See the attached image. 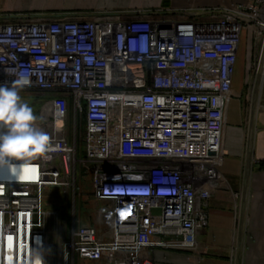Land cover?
I'll use <instances>...</instances> for the list:
<instances>
[{"label":"built area","instance_id":"obj_1","mask_svg":"<svg viewBox=\"0 0 264 264\" xmlns=\"http://www.w3.org/2000/svg\"><path fill=\"white\" fill-rule=\"evenodd\" d=\"M191 11L205 14L0 13V84L29 78L23 90L40 100L36 124L54 148L20 169L19 182L0 168V264H27L33 249L45 264H158L159 250L200 264L211 200L228 185L217 160L250 29L247 112L264 96V0ZM71 134L91 175L83 192L101 206L96 227L68 237L44 196L74 189Z\"/></svg>","mask_w":264,"mask_h":264},{"label":"crops","instance_id":"obj_2","mask_svg":"<svg viewBox=\"0 0 264 264\" xmlns=\"http://www.w3.org/2000/svg\"><path fill=\"white\" fill-rule=\"evenodd\" d=\"M98 1V3H95ZM91 11L119 12L128 9H158L165 0H96ZM247 0H168V5L174 10L190 9L192 5L200 9L216 6H231L245 3ZM7 14L14 13L17 7L11 5V0H0ZM13 12V13H12ZM34 11L31 13H39ZM58 12V11H41ZM67 12V11H61ZM71 12V11H70ZM74 12V11H72ZM240 59V58H239ZM233 94L227 105L225 113V127L222 140V156L217 160L219 172L227 179L232 189L221 188L211 200L209 209V223L206 232L200 237L199 242L204 249L202 264H213L214 258H227L232 249L241 246L243 216L247 210H242L243 204L249 195L254 197L253 222L258 223L264 217V170L259 169V164L264 163V96L261 106H255L252 112L244 111L243 101L240 99L244 93V85L236 75ZM242 106V109H241ZM250 174L247 187L245 176ZM235 206L241 208L242 222L236 224ZM239 215V211H238ZM237 215V217H238ZM255 242L250 243V250L246 254V264H264V231L254 233ZM233 251V250H232ZM193 255L175 251H157L156 258H172L175 264H191L188 258ZM216 263V262H215ZM159 264V262H158Z\"/></svg>","mask_w":264,"mask_h":264},{"label":"rangeland","instance_id":"obj_3","mask_svg":"<svg viewBox=\"0 0 264 264\" xmlns=\"http://www.w3.org/2000/svg\"><path fill=\"white\" fill-rule=\"evenodd\" d=\"M96 0H11V5H14L17 7V10H14L16 12L14 13H31L34 11H91L95 9L94 2ZM95 3H98L96 1ZM234 5L231 6H216L213 8L208 9H229L232 8ZM160 8H170V6H163ZM158 9H128L129 11H137V10H143V11H157ZM172 9V8H170ZM124 10V11H128ZM174 10V9H172ZM191 10H201L195 5H192L190 9H181V10H175L180 12H186ZM106 11V10H104ZM108 11V10H107ZM119 11V12H124ZM117 12V11H115ZM0 13L1 14H7L3 7H0ZM13 13V12H12ZM254 42H253V29H250L248 32H244L243 38H242V44L240 49V59L238 61L237 65V76L239 77L241 82L244 84L246 83L244 87V93L242 94L241 100L243 101L244 111L247 115L248 110V102H247V96H248V87L247 83L250 80L251 77V66L253 61V53H254ZM235 83L237 82V78H235ZM20 96L24 101H26L34 110V113L39 116L40 108H35L36 103L35 101H32L34 97V93L27 92L24 90L20 91ZM242 109V106H241ZM37 116V117H38ZM79 134V133H78ZM81 141L80 135L77 136V139L75 140L74 136H70V142L72 145H75L76 147V155L74 159V170H75V181H74V189L71 190L68 196L63 195L59 190L54 189H46L45 190V208H47L49 211H60L61 217L63 221L65 222V235L71 236L72 233H74L75 230L78 228H81L83 226H97L96 221V215L95 210L100 208L101 204H98L94 202L90 197L85 195L86 191H88L90 187V180L91 175L88 174L86 176H81L82 171V165L85 164L83 160H80L77 156V144ZM84 162V163H83ZM86 165H89L86 163ZM92 165V164H91ZM79 176V177H78ZM227 180V179H226ZM228 190L232 189L231 185L228 182V185L224 186ZM83 190L85 192H83ZM264 191V190H263ZM89 192V191H88ZM253 201L254 197L252 195H248L246 198V206L247 210L244 213L243 216V227L242 231L239 232L241 234V258L243 259V264H246V254L250 250V243L255 242L254 233H262L264 231V217H261V219L258 221V223L253 222ZM239 215L238 220L236 224H240L242 222V212L241 208H238ZM239 247V248H240ZM239 248L237 249V246H235L234 249L231 250L228 257H221V258H214L215 261L213 264H237V258H238V252ZM198 258H201L200 264L203 263L204 257L208 255H204V249L200 251L199 254H197ZM57 257L59 258V252L57 253ZM172 259V258H171ZM170 258H160L158 260L159 264H175L172 262ZM216 262V263H215ZM73 264H79L76 260L73 261Z\"/></svg>","mask_w":264,"mask_h":264},{"label":"clouds","instance_id":"obj_4","mask_svg":"<svg viewBox=\"0 0 264 264\" xmlns=\"http://www.w3.org/2000/svg\"><path fill=\"white\" fill-rule=\"evenodd\" d=\"M30 86L27 76L0 84V168L9 170L19 182V170L34 159H48L54 151L49 134L36 124L33 108L22 99L20 91ZM27 264H45L43 254L31 251Z\"/></svg>","mask_w":264,"mask_h":264},{"label":"trees","instance_id":"obj_5","mask_svg":"<svg viewBox=\"0 0 264 264\" xmlns=\"http://www.w3.org/2000/svg\"><path fill=\"white\" fill-rule=\"evenodd\" d=\"M164 6H168V0L164 1ZM32 101L36 102V103H34V105H36L35 108L41 107V102L39 99L34 97V99H32ZM36 116H38V115H36ZM77 156L80 160H85V158H86V151L84 148V144L81 141L77 144ZM259 169L264 170V163L259 164ZM81 176H83V170L81 171Z\"/></svg>","mask_w":264,"mask_h":264},{"label":"water","instance_id":"obj_6","mask_svg":"<svg viewBox=\"0 0 264 264\" xmlns=\"http://www.w3.org/2000/svg\"><path fill=\"white\" fill-rule=\"evenodd\" d=\"M205 13H193V12H189L187 13L188 16L191 17H197V16H203ZM249 179H250V174H247L245 176V186L247 187L248 183H249ZM246 209V203L243 204V208L242 210L245 211ZM241 247L239 248V252H238V258H237V264H243V259L241 258Z\"/></svg>","mask_w":264,"mask_h":264},{"label":"bare ground","instance_id":"obj_7","mask_svg":"<svg viewBox=\"0 0 264 264\" xmlns=\"http://www.w3.org/2000/svg\"><path fill=\"white\" fill-rule=\"evenodd\" d=\"M239 58H240V56H239Z\"/></svg>","mask_w":264,"mask_h":264}]
</instances>
